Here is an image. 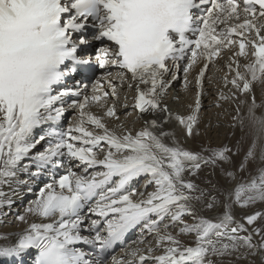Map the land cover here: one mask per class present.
Masks as SVG:
<instances>
[{
	"label": "snow or ice",
	"instance_id": "snow-or-ice-1",
	"mask_svg": "<svg viewBox=\"0 0 264 264\" xmlns=\"http://www.w3.org/2000/svg\"><path fill=\"white\" fill-rule=\"evenodd\" d=\"M0 225L32 264H264V0H0Z\"/></svg>",
	"mask_w": 264,
	"mask_h": 264
},
{
	"label": "bare ground",
	"instance_id": "bare-ground-1",
	"mask_svg": "<svg viewBox=\"0 0 264 264\" xmlns=\"http://www.w3.org/2000/svg\"><path fill=\"white\" fill-rule=\"evenodd\" d=\"M223 73H220V75H222ZM175 90L177 92H181L182 91V88H178ZM131 98V93H129V99ZM129 102H131V100H129ZM259 102V101H258ZM205 104H207V101H205ZM135 116L133 115L132 117H128L129 120H132L134 119ZM123 119V117H122ZM68 121V120H67ZM68 123V122H67ZM137 127H139V125H137ZM22 179H25V178H22ZM27 193H24L22 194V198H19V197H14V200H15V204H14V208H13V212H22L24 207L28 204V202L31 200L27 199ZM9 220H12V217L9 216L8 218ZM23 225H19V226H16V225H12L11 227H8V226H3V225H0V233H4V232H18V231H21L23 229ZM4 258H0V261L3 260Z\"/></svg>",
	"mask_w": 264,
	"mask_h": 264
}]
</instances>
